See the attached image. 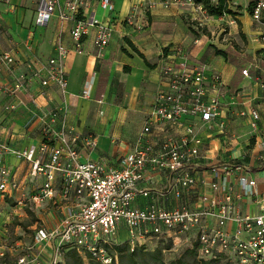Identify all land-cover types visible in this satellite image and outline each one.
<instances>
[{
  "label": "crops",
  "instance_id": "1",
  "mask_svg": "<svg viewBox=\"0 0 264 264\" xmlns=\"http://www.w3.org/2000/svg\"><path fill=\"white\" fill-rule=\"evenodd\" d=\"M113 1L117 12L110 14L101 8L99 0H91L86 16L103 21L115 17L112 18L115 27L109 43L100 50L93 43L95 29H90L89 36L83 38L84 51L73 52L67 58L65 92L55 84L43 87L37 78L31 77L26 88L14 94L8 88H12L22 72L30 77L28 64L44 68L49 58L55 56L58 41L74 46L71 29L75 23L61 20L55 14L49 25L37 26L35 0L0 3V53L10 52L15 58L13 65L0 63V142L12 150L38 145L45 125L58 128L65 119L77 135L97 138L95 150L90 152L82 147V159L92 158L115 166L122 155L134 150L159 92L168 89L166 67L204 66L207 76L215 70L222 77V112L217 122L222 120L224 128L203 132L209 149L203 151L205 166L197 172L196 191L212 192L210 164L244 163L248 169L232 176L235 189H241L240 176L256 180L257 187L254 193L242 194L235 200L236 209L248 216L257 214L264 203V43L261 40L264 27L251 14L239 16L246 59H240L236 44L233 48L236 53L230 58L226 51V59L217 55L210 43L203 44L192 33L183 10L157 4L148 11L141 7L140 0ZM132 12L135 13L133 26L124 22ZM245 68L250 75H243ZM89 80L92 86L86 96L83 90ZM55 109L59 111L58 118L53 119L50 112ZM254 110L259 114L257 119L252 115ZM136 118L142 124L128 136L125 128ZM3 161L16 175L19 187L0 196V264H19V257L25 254L22 251L34 252L40 255L43 264H48L52 258L50 243L34 244V234L40 228L50 230L58 225L69 203L60 193L57 205L53 200L34 203L31 198L44 178L32 177L30 162L19 159L14 152L5 153ZM196 196V192H189L185 200L194 204ZM147 201L139 196L134 205L143 207ZM23 225H28L31 233ZM226 227L233 231V222H228ZM9 228H14L15 233L8 234ZM125 238L122 231L120 239L125 241ZM31 240L33 244H29Z\"/></svg>",
  "mask_w": 264,
  "mask_h": 264
},
{
  "label": "built area",
  "instance_id": "2",
  "mask_svg": "<svg viewBox=\"0 0 264 264\" xmlns=\"http://www.w3.org/2000/svg\"><path fill=\"white\" fill-rule=\"evenodd\" d=\"M9 1L0 0V3ZM230 1L226 3L229 5ZM252 1L250 14L264 27V0ZM35 2L37 26L49 25L55 14L61 20L74 21L71 29L74 46L56 42L55 56L49 58L44 68L28 64L30 77L22 72L8 91L14 94L24 90L28 79L35 77L43 87L55 84L65 92L67 58L73 52L84 51L83 38L89 36L92 28L95 29L94 46L99 50L104 48L115 27V17L107 21L87 17L91 0ZM211 2L215 5L220 0ZM140 3L148 11L157 4L179 8L183 13L190 11L192 19H198L197 12L205 19L213 16L196 0H140ZM99 4L110 14L117 12L113 0H99ZM134 19L132 12L124 22L133 26ZM261 40L264 43V33ZM0 63L10 66L15 58L10 52H3ZM205 70L198 65L180 69L166 67L168 89L159 92L134 150L122 155L115 166L92 158L82 159V147L90 152L95 150L97 138L77 135L65 119L58 128L45 125L38 145L12 150L0 142V196L19 187L16 175L3 161L5 153L14 152L19 159L30 162L32 177L44 178L31 198L34 203L53 200L57 205L58 193L69 203L58 225L50 230L40 228L34 234V244L50 243L52 258L48 264L60 262L67 247H76L82 254L89 252L103 264H110L112 256L108 255L104 244H117L122 231L126 238L120 242L129 243L131 249L149 246L154 238L175 239L180 234L189 237L194 233L196 239L192 245L197 243L198 254L205 260L264 264V203L257 214L249 216L239 213L235 205L238 197L254 193L257 187L256 180L240 176L241 189H235L232 176L247 170L248 166L235 161L210 164L212 192L196 191L197 172L205 166L203 151L209 149L203 132L224 128L222 120L217 122L222 112V77L215 70L207 76ZM242 73L250 75L247 68ZM91 83L90 80L86 83L83 95L90 94ZM58 112V109L51 110L53 119L58 118ZM252 115L255 119L259 117L255 110ZM252 126L255 128V123ZM205 182L202 180L203 185ZM189 192H196L194 204L185 200ZM139 196L148 199L143 207L134 205ZM228 222H233V231L227 229ZM39 256L34 252L25 253L18 263L43 264Z\"/></svg>",
  "mask_w": 264,
  "mask_h": 264
},
{
  "label": "rangeland",
  "instance_id": "3",
  "mask_svg": "<svg viewBox=\"0 0 264 264\" xmlns=\"http://www.w3.org/2000/svg\"><path fill=\"white\" fill-rule=\"evenodd\" d=\"M252 2V0H232L228 5L230 12H225L222 14L223 16H212L207 19H205L204 16L198 12L196 13L198 19H192V17L189 16L191 15L189 14L190 11H185L187 16L185 18V22L189 25L192 33L203 41V44L210 43V46L214 49V51L215 48L228 51L230 58L233 57V53H236L233 49L235 44L238 45L239 51L237 54L243 61L246 59V47L244 39L241 35V24H239L237 20L239 19V16L241 17L244 13H248L250 15ZM141 124L142 120L140 118L131 120L130 127L127 130L125 128L126 134L129 136V134L137 130ZM100 145L102 147L103 143ZM31 217L35 218L33 215ZM34 220L35 219H33V221ZM23 227L27 233H31V229H28V225H23ZM8 231V234L15 233L14 228H9ZM11 237H16V235H12ZM195 237L194 233H190L189 237L186 234H180L179 238L175 239L165 237L154 238L149 243L148 247L150 249L156 247L163 248L165 259L169 261L180 256L185 249L190 247L196 239ZM29 244H33L32 240ZM22 253L26 252L22 251ZM65 263L66 261H64V264ZM213 264H230V262L225 259H219Z\"/></svg>",
  "mask_w": 264,
  "mask_h": 264
},
{
  "label": "trees",
  "instance_id": "4",
  "mask_svg": "<svg viewBox=\"0 0 264 264\" xmlns=\"http://www.w3.org/2000/svg\"><path fill=\"white\" fill-rule=\"evenodd\" d=\"M202 4L213 16H223L225 12H230L226 0H220L218 4H212L211 0H196ZM217 55H222L228 59V53L225 50L215 48ZM197 243L185 249V251L178 257L172 260H166L164 250L161 247L150 249L146 245H139L134 249L127 242L104 244L108 255L112 256L110 264H213L219 259L205 260L198 254ZM103 264L96 259L91 253H80L76 247H67L63 251L62 260L57 264Z\"/></svg>",
  "mask_w": 264,
  "mask_h": 264
}]
</instances>
